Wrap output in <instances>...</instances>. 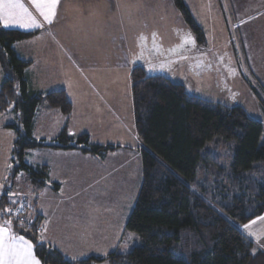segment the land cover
I'll use <instances>...</instances> for the list:
<instances>
[{
	"label": "trees",
	"instance_id": "trees-1",
	"mask_svg": "<svg viewBox=\"0 0 264 264\" xmlns=\"http://www.w3.org/2000/svg\"><path fill=\"white\" fill-rule=\"evenodd\" d=\"M198 44L206 35L185 0H173ZM36 32L0 27V115L15 116L7 125L15 132L7 185L20 172L28 176L35 199L23 207L12 205L4 191L0 197L3 220L30 240L41 264H264V252L240 229L264 214L263 123L242 106H226L190 94L186 87L164 75H149L141 66L130 75L136 132L141 141L142 183L126 230L141 241L128 254L70 260L40 239L43 217L38 200L50 184L47 165L33 166L26 156L37 149L80 151L105 158L123 147L92 142L88 133L72 136L69 128L74 105L65 89L41 92L30 87L32 61L20 58L15 45L30 41ZM252 90L264 100L248 80ZM64 117L52 142L33 136L38 112ZM231 142L235 151L229 165L216 166V192L210 194L199 170L208 175L211 162L202 150L211 142ZM126 149V148H125ZM209 170V169H208ZM61 185L53 183L59 191ZM6 190V189H5ZM11 208V213L5 211ZM17 209H21L19 219ZM28 213V214H26ZM22 214V215H21ZM21 215V216H20Z\"/></svg>",
	"mask_w": 264,
	"mask_h": 264
},
{
	"label": "rangeland",
	"instance_id": "rangeland-1",
	"mask_svg": "<svg viewBox=\"0 0 264 264\" xmlns=\"http://www.w3.org/2000/svg\"><path fill=\"white\" fill-rule=\"evenodd\" d=\"M21 2L28 9L31 18L21 14L16 24L10 23L9 27H4L3 23H0L1 28L31 32L35 24L45 20L44 15L41 14L42 11L54 14L51 19L52 22L56 17L55 11L62 14L64 6L63 0H57L55 5H52L49 0H38L39 9L33 5L32 0H21ZM141 3L138 8L143 7L142 0ZM189 4L193 7L198 6L193 0H189ZM208 4L214 9L216 16V22H213L215 27L208 29L210 41L208 48L198 44L190 29L188 31L177 29L176 37L182 40L183 46L177 45L174 51H168L165 46L166 43L169 44L168 40L165 39L166 43H164L163 38L157 35H151L145 39L140 37L138 43L131 46L137 47V51L133 49L128 51L132 55L133 64H144L143 66L147 69L146 72L150 75L171 76L174 80L182 82L190 94L202 99L230 107L242 106L250 116L261 121L264 126V107L248 82L249 80L256 87L264 100V0H207ZM196 12H198L197 9ZM35 13L40 14L39 20ZM81 14L85 18L79 15L80 18L68 21L67 29H85V25L89 24L88 28H96L97 30L101 29L103 23L104 28L108 31L114 29V32H118V30L121 32L117 36H109L103 33L100 37H96V45L100 46V50L96 52L98 58H102L106 50L104 59H110V46L120 41L122 45L127 46L131 39L136 38V36L122 33V26H125V21H128L126 19L128 14L122 11V7L104 4L87 5V9ZM222 14L225 19L222 18ZM33 20L35 24H33ZM130 29L134 30L133 27ZM43 30L45 31V29ZM96 35H100V32H96ZM71 39H73V35H70L69 40ZM82 39L84 36L80 35L79 38H75V40ZM46 40L47 38L43 36L35 42L27 41L17 44L15 47L20 58L29 61L34 60V69L40 73V76L36 77H31L29 74L30 87L34 86L45 91H51L61 87L68 88L67 86L73 82L79 83L81 76L77 73L76 75L71 74L72 77L63 76L64 71L69 73L72 69L66 67L67 62L60 49L34 51L40 46L44 48ZM52 44L55 46L54 43ZM82 47L84 46L82 45ZM179 54H181V59L175 60L174 57L176 55L179 57ZM190 73L193 75L192 77ZM3 77L0 70V86ZM38 78L39 81H36ZM36 119L35 135H33L36 139L52 142L59 136L62 116L54 117L52 114L40 110ZM14 123H16L15 116L0 115L1 178H9L13 168L10 159L12 158L15 132L8 129L7 125ZM3 126H6V129L2 128ZM129 137L128 135L127 140ZM120 138L121 135L117 137V139ZM133 139L131 137L130 144L134 141ZM122 142H126V138ZM127 142L125 144H128ZM262 142H264V134ZM132 147L130 153L126 149H122L109 158H100V163L95 165V186L92 189L83 190L87 186L86 178L83 180V185L78 194H76L75 181L72 179L75 178L73 177L75 173L71 171L76 169V164L79 166V163L70 161L66 165L65 174H62L59 172V168H55L59 160L55 158L52 150L37 149L30 152L25 158V162L33 166L46 165L47 163L54 166L53 181L50 180L49 186L38 201L40 202V210L48 214L43 225H46L49 217L52 219L49 211L55 206L49 193L54 192L52 185L63 180L64 193L61 194L57 204L62 209L57 211L54 217L61 216L64 220L55 223H59V228L62 227L63 237L60 239H65L63 247L73 252L76 257H79V260L90 257H105L116 251L128 254L135 247L141 246L139 237L134 232L126 230L127 221L134 209L142 183L141 154L138 152L139 147L134 145ZM234 151L235 144L219 142L218 140L209 143L202 150V155L209 156L211 162H209V170L207 169L208 175L199 170L198 180H206L205 186L210 194H214L218 187V184H215L218 178L213 176L216 173V166L212 160H218L220 165L227 167ZM5 152H7L6 163H4ZM83 167L86 171L89 169V164L83 163ZM85 175L88 177L87 173ZM9 190L15 194L11 199L9 198L12 205L23 207L24 203L31 204L30 202L35 199L25 172L18 173L8 185L6 184L4 188L6 194ZM12 199L16 201L15 204L12 203ZM21 212L23 213L22 210ZM21 212L15 211L18 214L17 219H19ZM19 220L23 222L22 219ZM72 230L73 232H71Z\"/></svg>",
	"mask_w": 264,
	"mask_h": 264
},
{
	"label": "crops",
	"instance_id": "crops-1",
	"mask_svg": "<svg viewBox=\"0 0 264 264\" xmlns=\"http://www.w3.org/2000/svg\"><path fill=\"white\" fill-rule=\"evenodd\" d=\"M193 1H196V5L198 6L193 7L191 4H189V0H185L192 15L194 16L197 23L202 27L206 35L207 44L206 46L202 47L208 48L210 44L208 29L215 27V24L213 23L216 22V16L214 15L215 12L212 7H209V4L207 5V0ZM142 2L143 7L138 8V5L142 4L141 0H63L64 6L62 14H58V11H55L56 17L52 22L49 23L47 20L40 21L38 24L41 27L39 28L35 26L33 31L31 30V32L38 31L37 36H35L36 38L34 37L30 40L35 42V40H38L40 37H46L47 40L45 42V47L43 48L40 46L39 49L34 51H51L52 48L60 49L61 52L64 53L67 62L66 67L68 69H72L69 73L64 71L62 73L63 76L72 77L71 74L76 75V73L81 76L79 83L76 84V82H73L74 85L71 84L67 86L68 88H59L65 89L68 92L69 97L74 105V114L69 128L70 135L75 137L82 133H88L92 139V142L95 144H112L121 146L123 147L122 149L126 148L127 152L129 153L132 152V145L139 147L138 149H140L142 146L135 127L130 75L132 69L136 66H141L146 71L147 69L142 63L133 64L132 55H130L128 51H132V49L137 51V47L131 46H135L138 43L140 37L145 39V37H150L151 35L162 37L164 43H166V40H168L167 42H169V44H165L166 49H168V51H174V49L177 48V45L183 46L182 40H180V38L177 39L176 37L177 29L183 31L189 30V27L186 25L181 13L176 9L173 0H142ZM95 4L122 7V11L128 14V18L126 17L128 21H125L126 25L122 26V33L136 36V38L131 39L129 45L127 46H125V44L122 45L121 41L110 46V59H104L106 57V50L102 58H98L96 56V52L100 50V46L96 45L97 42L95 39L97 36L100 37L103 33H106L109 36H117L119 33H121L119 32L120 30H118V32H114V29L108 31L104 28L103 23L101 24V29L97 30L96 28H88L89 24L87 26L85 25V29H67V25H69L68 21L77 19L79 15L80 17L82 16L85 18V16H83L81 13L85 12L87 5ZM110 9L112 10V7H110ZM196 9L198 12H196ZM138 10L140 11L137 12ZM44 13L47 14V12ZM35 14L36 18L39 20L40 14ZM53 17L54 14L50 12L49 20L51 21ZM222 18L225 19L223 14ZM109 24L113 25L112 23ZM130 27H133L134 30H131ZM43 29H45V31ZM96 32H100V35H96ZM70 35H73V39L71 40H69ZM79 35L84 36V39L75 40V38H79ZM52 43H54L55 46ZM82 45L84 47H82ZM179 55V57H177V55L174 57L175 60H177V58L178 60L181 59V54ZM30 61H32V66L29 69L28 75L30 74L31 77L40 76V73L34 69V60ZM99 65L101 66L99 69H97ZM190 76L192 77L193 75L190 73ZM167 77L172 79L174 82L182 84V82L174 80L171 78V76ZM36 81H39V78ZM31 87L35 91H45L40 88H35L34 86ZM73 88L75 89L72 90ZM44 113L50 114L48 112ZM53 116L55 117L60 115ZM64 122L65 120L63 117L62 121L60 122L59 133L62 130ZM2 128L6 129V126H3ZM33 135L35 134L33 133ZM119 135H121V138L117 139ZM128 135L130 137L127 140ZM131 137L134 138V141L131 142L132 144L129 143ZM124 138H126V142L128 141V144H125L126 142H122L124 141ZM122 149L109 154L105 158H109V156L120 152ZM51 152H54L53 154H55V158L59 160L55 168H59V172L62 174H65L66 165L70 161L79 163V166L76 164V169L71 171L72 173H75L73 174V177L75 178L72 179L75 181V186L77 189L76 194L80 192V188L83 185V180H86V178L87 186L84 189L82 188L83 190L92 189V187L95 186V165L96 163H100L99 157L85 155L80 151L52 150ZM6 161L7 152H5L4 163H6ZM83 163L89 164V169L86 171L84 170ZM46 165L50 169V180L53 181L52 175L54 166H52L50 163H47ZM85 173L88 174V177L85 175ZM7 181L8 178L0 177V197L4 194V188L7 184ZM62 181L55 182L61 185L59 191L49 192L52 196V201L55 206L51 211H49L52 219L49 217L46 225H42L40 239L59 250L66 258L70 260H76L79 259V257H76L73 252L64 248L63 243L65 239H60V237H63V230L62 227L59 228L58 224L63 221L64 218L61 216L54 217L56 212L61 211L62 209V207L57 205L61 194L64 193V183ZM43 194L44 192L42 195ZM39 203L40 202H38L37 210L38 213L43 217L44 221L48 214H45V212L40 210ZM260 217H264V214ZM253 221L255 223H253ZM5 222L6 221L3 220L2 211L0 210V226H4ZM55 222L59 223L56 224ZM245 225H249L250 227L245 229ZM10 227L12 228L11 223ZM240 229L257 245L260 250L264 252V220H261L258 217L247 224L240 225ZM12 230L15 234H17L13 228ZM71 232H73V230ZM33 252L36 256L34 245Z\"/></svg>",
	"mask_w": 264,
	"mask_h": 264
},
{
	"label": "snow or ice",
	"instance_id": "snow-or-ice-1",
	"mask_svg": "<svg viewBox=\"0 0 264 264\" xmlns=\"http://www.w3.org/2000/svg\"><path fill=\"white\" fill-rule=\"evenodd\" d=\"M32 2L35 7L40 8L38 0H32ZM49 2L55 5L57 0H49ZM21 14L31 18L28 9L21 0H0V23H3L4 27H9L10 23L16 24ZM41 14L44 15L45 20L51 22L49 20L50 13L46 14L42 11ZM33 24H35L34 20ZM35 26L40 27L39 24H35ZM7 195L11 199L15 194L9 190ZM12 203L15 204L16 201L12 199ZM5 211L11 213V208ZM259 219L264 220V217H259ZM17 222L21 223V227H23L22 222ZM253 223L255 222L253 221ZM249 227V225L244 226L245 229ZM0 264H40L34 255L32 243L23 235L15 234L10 227V221H6L4 226H0Z\"/></svg>",
	"mask_w": 264,
	"mask_h": 264
},
{
	"label": "built area",
	"instance_id": "built-area-1",
	"mask_svg": "<svg viewBox=\"0 0 264 264\" xmlns=\"http://www.w3.org/2000/svg\"><path fill=\"white\" fill-rule=\"evenodd\" d=\"M17 211H18V212H21V210H19V209H18Z\"/></svg>",
	"mask_w": 264,
	"mask_h": 264
}]
</instances>
